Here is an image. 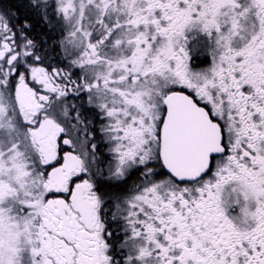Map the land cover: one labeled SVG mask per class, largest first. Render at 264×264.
I'll list each match as a JSON object with an SVG mask.
<instances>
[{
    "label": "snow or ice",
    "instance_id": "obj_1",
    "mask_svg": "<svg viewBox=\"0 0 264 264\" xmlns=\"http://www.w3.org/2000/svg\"><path fill=\"white\" fill-rule=\"evenodd\" d=\"M0 264H264V0H0Z\"/></svg>",
    "mask_w": 264,
    "mask_h": 264
},
{
    "label": "flooded vegetation",
    "instance_id": "obj_2",
    "mask_svg": "<svg viewBox=\"0 0 264 264\" xmlns=\"http://www.w3.org/2000/svg\"><path fill=\"white\" fill-rule=\"evenodd\" d=\"M40 29L39 28H37V31H39Z\"/></svg>",
    "mask_w": 264,
    "mask_h": 264
}]
</instances>
